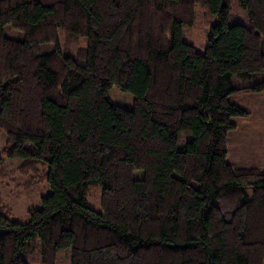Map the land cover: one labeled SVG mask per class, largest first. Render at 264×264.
I'll return each mask as SVG.
<instances>
[{
	"label": "trees",
	"instance_id": "1",
	"mask_svg": "<svg viewBox=\"0 0 264 264\" xmlns=\"http://www.w3.org/2000/svg\"><path fill=\"white\" fill-rule=\"evenodd\" d=\"M233 3L0 0V178L51 188L27 223L0 195V264H264V169L228 162L237 100L264 93V0H238L247 23ZM199 5L202 51L184 37ZM61 31L87 46L64 55Z\"/></svg>",
	"mask_w": 264,
	"mask_h": 264
},
{
	"label": "rangeland",
	"instance_id": "2",
	"mask_svg": "<svg viewBox=\"0 0 264 264\" xmlns=\"http://www.w3.org/2000/svg\"><path fill=\"white\" fill-rule=\"evenodd\" d=\"M199 14V26L197 27H185L184 37L185 40L194 45L198 50L202 51L207 44L208 34L211 29V25L216 23L215 17L212 15L209 17L208 11L203 6L197 7ZM231 13L235 14L241 23H247V16L244 10L239 8L238 0H234ZM210 18L212 20L211 25L204 24V20ZM7 35L16 39H22L23 33L8 29ZM54 46V45H53ZM53 46H49L52 49ZM87 46V41L84 38H74L61 31L60 32V49L64 55L74 56L77 51ZM84 64V61H79ZM109 99L112 103L123 107L128 110L134 108L133 96L129 93L122 92L118 87L114 86L110 90ZM237 103L243 109L251 113L249 119L237 120V130L233 131L228 138V162L236 167H260L261 164L255 161V148L256 146L264 147L263 142L254 140V125L255 122H264V95L244 96L237 100ZM257 126V125H256ZM264 131V127L262 129ZM264 140V133L263 139ZM7 143V137L3 130L0 129V157L2 151ZM8 170H16L21 166L19 161L6 160L5 162ZM135 179H142L144 177L143 171H135ZM15 182H11L7 179L0 178V195L4 199L7 205L12 208V213L9 218L18 223H27L29 221L28 212L32 209L40 207L41 199L51 192V188L47 182L41 184L32 194H26L23 190V179L20 177L14 178ZM21 185L18 186L17 185ZM247 199H251L253 196V189L248 187L246 189ZM101 186L95 184L88 195L89 205L101 211ZM39 243V239L36 240ZM57 264H71V249L62 250L58 253Z\"/></svg>",
	"mask_w": 264,
	"mask_h": 264
},
{
	"label": "crops",
	"instance_id": "3",
	"mask_svg": "<svg viewBox=\"0 0 264 264\" xmlns=\"http://www.w3.org/2000/svg\"><path fill=\"white\" fill-rule=\"evenodd\" d=\"M262 96L264 95L261 94ZM249 119V118H248ZM257 124H255L253 127H254V130L256 132V134H254V140H257L258 142H263L264 143V140L263 139V133L264 131L262 130L263 127H264V122H261V121H258V122H255ZM257 125V126H256ZM236 131V130H235ZM255 153H256V156H255V161L259 164H261L262 166L260 167H251V168H260V169H264V147L262 148V146H256L255 148ZM233 165V164H232ZM234 166V165H233ZM243 168H248V167H243Z\"/></svg>",
	"mask_w": 264,
	"mask_h": 264
}]
</instances>
